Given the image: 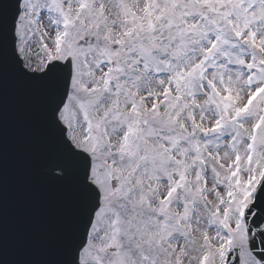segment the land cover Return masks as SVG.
<instances>
[{
	"label": "snow or ice",
	"instance_id": "1",
	"mask_svg": "<svg viewBox=\"0 0 264 264\" xmlns=\"http://www.w3.org/2000/svg\"><path fill=\"white\" fill-rule=\"evenodd\" d=\"M71 189L65 264H264V0H0Z\"/></svg>",
	"mask_w": 264,
	"mask_h": 264
},
{
	"label": "water",
	"instance_id": "2",
	"mask_svg": "<svg viewBox=\"0 0 264 264\" xmlns=\"http://www.w3.org/2000/svg\"><path fill=\"white\" fill-rule=\"evenodd\" d=\"M13 82L14 78L12 82L5 79L3 90L0 92V174L5 173L7 175L3 177L9 178L11 172L8 168L20 166L18 169L20 178L12 180L8 195L5 187H0V215L6 216L4 219L0 218V221L2 220V224L9 227H15V223L19 221L23 224L26 222L28 210L23 211L19 202L28 208H33L34 203L44 195L41 185L38 184L43 178L39 170L43 167L45 154L55 147L53 134L49 132L50 128L43 127L47 123L39 95L26 86L28 91L25 92ZM2 93L6 96H2ZM9 112L12 116L8 117L6 114ZM13 117L17 121L16 124L13 122ZM45 179L49 180L46 174ZM47 185L53 191L57 184L48 181ZM63 188L66 192L69 191L68 186ZM58 192L64 193L63 190ZM49 226L48 221L39 220L33 223L30 221L26 227L36 230L44 238ZM70 236L71 234L62 244L63 256L68 251Z\"/></svg>",
	"mask_w": 264,
	"mask_h": 264
},
{
	"label": "bare ground",
	"instance_id": "3",
	"mask_svg": "<svg viewBox=\"0 0 264 264\" xmlns=\"http://www.w3.org/2000/svg\"><path fill=\"white\" fill-rule=\"evenodd\" d=\"M49 131H50V133H51V135H52L53 133H52L51 129H50ZM73 222H74V220H73L72 216H71L70 213H69V215L67 216V220H66L65 224L62 225V226H60V227H57V228H55V229H52L51 232H52V233H55V232L57 231V232L59 233V235L62 236V237L67 236V234H72V230H70V229H71L70 227H71V224H72ZM67 255H68V251H67V252L65 253V255L63 256V263H64V264H65V262H66L67 259H68ZM26 259H27V256H25V257L23 258L24 261H26ZM47 264H52V263H47Z\"/></svg>",
	"mask_w": 264,
	"mask_h": 264
}]
</instances>
